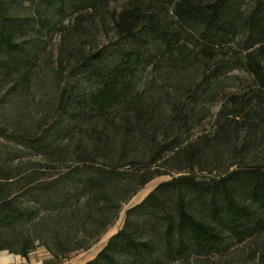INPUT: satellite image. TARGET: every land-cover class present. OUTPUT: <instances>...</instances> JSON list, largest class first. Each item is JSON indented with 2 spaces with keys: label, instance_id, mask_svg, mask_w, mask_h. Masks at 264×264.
<instances>
[{
  "label": "trees",
  "instance_id": "obj_1",
  "mask_svg": "<svg viewBox=\"0 0 264 264\" xmlns=\"http://www.w3.org/2000/svg\"><path fill=\"white\" fill-rule=\"evenodd\" d=\"M112 1L0 0V253L28 259L44 247L65 259L89 249L162 176L169 181L127 211L87 264H203L263 235L264 159L251 158V134L264 129V0H125L118 13ZM70 14L76 30L110 19L115 42L76 52L40 121L9 116L7 102L36 84L41 43L58 33L71 41ZM234 46L252 101L227 96L220 81L231 63L219 54ZM157 60L168 64L171 90L150 105L135 84ZM218 98L216 134L183 146ZM243 128L237 152L232 133ZM219 147L236 149L225 168L210 162ZM25 152L46 166L15 165Z\"/></svg>",
  "mask_w": 264,
  "mask_h": 264
},
{
  "label": "rangeland",
  "instance_id": "obj_2",
  "mask_svg": "<svg viewBox=\"0 0 264 264\" xmlns=\"http://www.w3.org/2000/svg\"><path fill=\"white\" fill-rule=\"evenodd\" d=\"M124 3L125 0L112 1L110 4L111 12H120ZM74 19L75 16L70 14L64 23L68 27L67 32L69 31L72 34L69 43L66 41L63 33H58L51 39L41 43L40 66L36 84L28 91L25 97L9 103L7 102L3 111L9 116L20 115V117L26 118L31 122L40 121L44 114L49 112L51 105L53 106L59 92V83L64 77H67L72 63L74 64V61H76L73 60V58H77L76 52L83 49L89 50L92 47L95 50H99L115 42L112 29L113 24L110 19L104 22L98 20L89 22L84 27H78L77 30L72 29ZM73 31H75V34ZM188 45H190V49L195 48L193 43ZM243 55L244 53L237 46L229 48L222 55L219 54V59H226L231 63V69L220 78V81L224 82V93L227 96L243 95V97H246V100L252 101V97H254V91H252L254 89L253 79L238 63L239 59L242 60ZM191 57L192 54L190 53L185 56V59H191ZM155 64H158V60L152 64L144 65L138 73L135 84L137 96L150 105H153L158 99H162L166 92L171 90L170 81L167 79V76L170 74L167 62H163L159 67ZM62 66L64 67L62 71L64 74L60 76ZM194 72V69L191 68V70L185 72V75L186 77L193 76ZM62 85H65V83ZM227 105L229 108L234 107V104L231 102H228ZM221 107H223V99L221 98H218L215 104L209 105L210 114L207 120L193 130L190 138H186L183 146L187 142L196 140L202 136L213 137L216 134L218 131V113ZM239 122L242 123L243 120L239 119ZM232 135H235L233 138L237 140V150L235 148L219 147L217 153L213 154L215 157H211L210 159V162H213L216 166L221 164L220 168H225L227 163L232 161L231 157L236 153L235 150L239 152L244 149V147H241L245 136L244 128L239 133L233 132ZM251 136V139L254 140V147L251 148V158L264 159V129L260 127ZM19 163L25 164L26 167H31L35 163H41L39 165L46 166V163L43 162L40 156L28 152H25L20 160L14 162L15 165ZM40 167L38 166V168ZM169 179L170 176H162L141 188L137 194L123 205V210H121L115 223L89 249L75 254L72 253V255L65 259H58L44 247H38L35 252L31 253L28 259L9 253L3 256L0 255V264H87L96 258L108 241L123 228L124 224H126L127 211L143 202L151 192H154L157 186L167 180L169 181ZM263 260L264 234L243 244L231 243L225 251L205 260L203 264H261ZM175 264L181 263L176 262Z\"/></svg>",
  "mask_w": 264,
  "mask_h": 264
},
{
  "label": "water",
  "instance_id": "obj_3",
  "mask_svg": "<svg viewBox=\"0 0 264 264\" xmlns=\"http://www.w3.org/2000/svg\"><path fill=\"white\" fill-rule=\"evenodd\" d=\"M6 253H8V252H3V253H0V255H2V256H3V255H4V254H6Z\"/></svg>",
  "mask_w": 264,
  "mask_h": 264
},
{
  "label": "bare ground",
  "instance_id": "obj_4",
  "mask_svg": "<svg viewBox=\"0 0 264 264\" xmlns=\"http://www.w3.org/2000/svg\"><path fill=\"white\" fill-rule=\"evenodd\" d=\"M3 258V257H2ZM8 259V258H7ZM6 260V259H5Z\"/></svg>",
  "mask_w": 264,
  "mask_h": 264
}]
</instances>
